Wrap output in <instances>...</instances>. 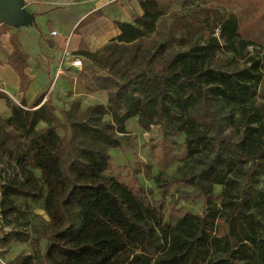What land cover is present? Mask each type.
I'll use <instances>...</instances> for the list:
<instances>
[{"label":"trees","instance_id":"trees-1","mask_svg":"<svg viewBox=\"0 0 264 264\" xmlns=\"http://www.w3.org/2000/svg\"><path fill=\"white\" fill-rule=\"evenodd\" d=\"M138 1L142 15L115 22L120 34L100 57L78 54L88 61L78 77L89 91L105 92L108 106L84 109L75 99L63 110L46 93L30 104L28 55L11 36L8 64L23 97L16 104L0 92L10 111L0 115V165L12 171L0 169V246L29 245L32 253L13 264H264V53L252 55L244 39L264 27V0ZM171 13L176 48L165 41L143 52ZM102 16L90 15L76 33ZM125 47L126 60L109 61L122 60ZM132 118L167 136L185 134V171L157 186L163 195L174 183L191 187L204 198L203 214L176 206L167 214L164 199L139 179L132 186L107 174ZM139 173L153 179L151 165ZM233 178L245 183L235 193L226 188L218 204L216 186H232ZM27 201L48 220L30 219Z\"/></svg>","mask_w":264,"mask_h":264},{"label":"crops","instance_id":"crops-1","mask_svg":"<svg viewBox=\"0 0 264 264\" xmlns=\"http://www.w3.org/2000/svg\"><path fill=\"white\" fill-rule=\"evenodd\" d=\"M97 12L103 16L76 33L78 26ZM136 15H142L138 0H0V92L21 103L20 78L8 64L13 53L11 36L19 38L28 55L31 85L25 95L27 101L31 104L46 93L45 100L52 97L55 102L57 96H67L71 89L64 77L70 69L68 63L64 64L65 74L57 77L64 49L68 47L76 56L96 53L119 36L115 22L131 23ZM53 30L60 31L57 37H51ZM0 115H10L4 101H0Z\"/></svg>","mask_w":264,"mask_h":264},{"label":"rangeland","instance_id":"rangeland-1","mask_svg":"<svg viewBox=\"0 0 264 264\" xmlns=\"http://www.w3.org/2000/svg\"><path fill=\"white\" fill-rule=\"evenodd\" d=\"M221 10L225 11L224 8H221ZM219 20L220 17L217 16L216 23L219 22ZM176 24L177 17L172 13L164 18L160 22L157 32L145 40L143 52L154 51V49L158 48L159 45L163 44L165 41L173 43V47L176 48L177 40L180 37V35L176 33ZM211 28V26L206 25L204 26L203 31H209ZM219 33L220 31L217 29L216 35L219 36ZM173 34L174 36H172ZM198 37L199 35L193 36L191 38L194 39ZM244 39H246L247 43H249L248 51L252 55L264 53V27L248 29V34L244 37ZM112 41L113 40L108 41L102 49H106L107 47L113 45ZM240 44L241 40L239 39L237 41V45ZM102 49L94 54L99 55L100 57V51H102ZM163 50H165V48H163ZM168 53L169 51L166 50L162 57L166 59ZM128 55V49L125 47L123 50L122 60H118V56L114 55L111 59H109V61H124L128 58ZM82 58L84 65L87 66V59L84 56ZM78 72L79 70L69 69L65 74L64 77L69 80L68 82L70 83L71 89L67 91V96H65V94L63 96H57L55 99V105L64 110L69 108V105L74 101V99H80L82 101V108L84 109L88 106H93L96 104L108 106L109 102L106 93L103 91H89L87 89L86 82L78 77ZM54 76L55 73L52 76V80L56 78ZM51 84H53V82H51ZM73 94L77 96H72ZM109 119V116L106 117V120ZM178 122L180 123V121ZM236 123L237 121H235V124ZM233 131H238V126L236 128L231 127L228 130L229 133H233ZM126 132L125 141L122 146L119 149L111 150L112 164L111 169L107 174L116 177L124 184L132 186H134L135 181L139 179L140 184L145 189H152L155 192L156 199H164L166 205L168 206L166 209L167 214L169 213V209L172 206H176L177 208H181L185 211H190L195 214H203L205 210L204 198L202 196L197 197L191 194L193 191L191 187H188L182 183H174L169 186V193L167 195H163L160 188L157 186L158 183H162L165 181V179H170L174 174L185 171V161H190L187 160V154L189 150L186 146L185 134L181 132L167 136L164 134L165 130L161 128V126H152L150 129L142 128L138 124V118H132L127 123ZM59 133L62 137L66 136V133L63 129H60ZM148 165L152 166V180H147L144 173H139V171H143ZM0 169H6L9 175L12 173V171L7 169L5 165H0ZM180 169L182 170L180 171ZM3 176H5V174H3ZM160 176H163L164 179L161 180V178H159ZM258 179L259 187H264V174H262L261 170L258 172ZM230 181H232V186H216L215 200L218 204L222 202L223 194L226 188H231V190L235 193L236 190L245 183L244 180H239L238 178H233ZM173 198L174 201H172ZM23 208L27 210L30 219H34L35 222H39L40 220V218H34L36 215L48 220L46 214L37 204L27 201ZM5 229L9 231L11 227H6ZM23 253H32L28 244L13 243L10 247L6 248H2L0 246V257L3 264H13L16 257Z\"/></svg>","mask_w":264,"mask_h":264},{"label":"built area","instance_id":"built-area-1","mask_svg":"<svg viewBox=\"0 0 264 264\" xmlns=\"http://www.w3.org/2000/svg\"><path fill=\"white\" fill-rule=\"evenodd\" d=\"M60 31L53 30L51 31L50 35L51 37H57L59 35ZM65 63H68V68L79 70L81 71L84 68L83 58L74 55L68 47H66L63 51V57L61 61V65L58 68L57 71V77L62 76L66 72V67L64 66Z\"/></svg>","mask_w":264,"mask_h":264}]
</instances>
